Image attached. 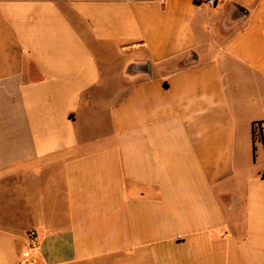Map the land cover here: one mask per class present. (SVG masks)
I'll use <instances>...</instances> for the list:
<instances>
[{
  "label": "crops",
  "instance_id": "1",
  "mask_svg": "<svg viewBox=\"0 0 264 264\" xmlns=\"http://www.w3.org/2000/svg\"><path fill=\"white\" fill-rule=\"evenodd\" d=\"M254 123L264 0H0V264H264Z\"/></svg>",
  "mask_w": 264,
  "mask_h": 264
},
{
  "label": "built area",
  "instance_id": "2",
  "mask_svg": "<svg viewBox=\"0 0 264 264\" xmlns=\"http://www.w3.org/2000/svg\"><path fill=\"white\" fill-rule=\"evenodd\" d=\"M200 3L206 4L207 6H215L218 2V0H199ZM30 246L32 248L37 247L38 240H37V234L35 231H32L30 234ZM20 264H26V263H20Z\"/></svg>",
  "mask_w": 264,
  "mask_h": 264
},
{
  "label": "trees",
  "instance_id": "3",
  "mask_svg": "<svg viewBox=\"0 0 264 264\" xmlns=\"http://www.w3.org/2000/svg\"><path fill=\"white\" fill-rule=\"evenodd\" d=\"M263 128L261 127V123H254L253 125V132H254V137L255 139H260L263 140L264 142V134H263ZM259 130V134L257 133V131ZM264 176V173H263Z\"/></svg>",
  "mask_w": 264,
  "mask_h": 264
},
{
  "label": "rangeland",
  "instance_id": "4",
  "mask_svg": "<svg viewBox=\"0 0 264 264\" xmlns=\"http://www.w3.org/2000/svg\"><path fill=\"white\" fill-rule=\"evenodd\" d=\"M263 130V129H262ZM257 133L259 134L260 132H259V130L257 131ZM257 140H259V139H257Z\"/></svg>",
  "mask_w": 264,
  "mask_h": 264
}]
</instances>
